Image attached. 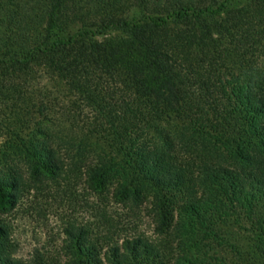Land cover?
<instances>
[{
	"label": "trees",
	"instance_id": "16d2710c",
	"mask_svg": "<svg viewBox=\"0 0 264 264\" xmlns=\"http://www.w3.org/2000/svg\"><path fill=\"white\" fill-rule=\"evenodd\" d=\"M49 182L92 208L63 264H264V0H0V264Z\"/></svg>",
	"mask_w": 264,
	"mask_h": 264
},
{
	"label": "rangeland",
	"instance_id": "374dc122",
	"mask_svg": "<svg viewBox=\"0 0 264 264\" xmlns=\"http://www.w3.org/2000/svg\"><path fill=\"white\" fill-rule=\"evenodd\" d=\"M176 124L175 121L168 123V130H173ZM43 187L7 212L10 237L15 254L26 264L38 254L55 264H63L65 228L69 222L91 224L94 221L92 208L87 201V192L83 194L85 189H78L79 192L72 195L63 185L57 186L54 182ZM112 211L117 220V234H151L153 223L145 208L127 211L114 207Z\"/></svg>",
	"mask_w": 264,
	"mask_h": 264
}]
</instances>
